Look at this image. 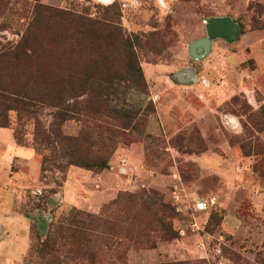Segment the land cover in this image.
<instances>
[{
	"label": "rangeland",
	"instance_id": "1",
	"mask_svg": "<svg viewBox=\"0 0 264 264\" xmlns=\"http://www.w3.org/2000/svg\"><path fill=\"white\" fill-rule=\"evenodd\" d=\"M52 10L75 13L90 25L73 31ZM223 16L238 23L239 38L214 39L204 57H191L188 45L206 36L205 19ZM24 39L31 58L11 64L10 74L0 78L16 80L39 99L59 88L64 101L58 106L49 99L31 101L32 113L11 110L8 121L0 115V125L9 122L12 135L19 132L16 144L47 158L40 192L27 190L15 205L29 224L23 264H264V96L252 83L258 69L264 94V0H165L164 5L159 0H0V43L13 47ZM178 73L185 80H178ZM167 79L179 85L167 92L174 108L187 110L193 94L218 111L219 125L202 133L186 111L174 134L148 133L152 96ZM217 87L224 88L221 95ZM56 112L69 116L59 126L64 135H80L71 158L91 163L105 158L103 168L71 164L60 170L68 157L49 150L52 144L41 138L43 130L60 122ZM124 148L141 154L142 171L130 162L133 171L124 173ZM204 151L222 160L236 155L245 178L227 186L216 165L201 171L188 156ZM70 167L107 173L114 191L96 209L61 203L54 193ZM180 187L195 189L203 201L217 197L204 227L207 258L173 256L165 249L180 238V224L190 230L197 208L183 202ZM227 212L241 220L242 229L218 239ZM85 215L90 224L66 227L68 220Z\"/></svg>",
	"mask_w": 264,
	"mask_h": 264
},
{
	"label": "crops",
	"instance_id": "2",
	"mask_svg": "<svg viewBox=\"0 0 264 264\" xmlns=\"http://www.w3.org/2000/svg\"><path fill=\"white\" fill-rule=\"evenodd\" d=\"M159 68L163 70L164 66H159ZM257 70L254 72L255 80L252 83L264 96L259 87ZM163 83L160 89L157 90L158 94L152 96V101H155V112L148 117L146 127L148 133L153 135L174 134L180 129L183 122L181 117L185 115L186 111L192 117L191 122L197 125L202 133H207L208 129L213 127L214 124L219 125L221 116L218 115V111L211 109L208 101L198 102L193 94L188 95V99L192 103L187 110L182 112L181 107L174 108V103L167 92L169 90L178 91L179 85L170 79ZM215 90L219 95L224 92L223 87H217ZM195 92L199 93L198 90H195ZM161 97L162 100L157 101ZM123 151L126 156L120 158V162L125 167L124 173L133 171L134 167L131 166L130 162L136 164L134 169H138V171L144 169L141 154L135 153L129 148H124ZM188 159L196 162L201 171L211 172L213 171L212 166L216 165L218 177L226 182L227 186H233L240 177L245 178L241 176L240 161L237 160L236 155L231 156L228 160H222L214 152L204 151L198 154L193 153L188 156ZM76 168L70 167L68 169V176L61 189L54 193V197L60 198V202L66 205L82 208L89 206L94 209L100 207L110 197V193L114 191L109 176L106 175L107 173H93L78 168L82 170L80 171ZM40 172L41 158L34 149L16 144L12 132L7 127H0V264H23V257L28 246L29 224L28 218L15 210V205L24 201L27 190L33 191L40 188ZM99 184L101 187L96 188ZM180 184L183 185L181 182ZM180 191L183 192L180 193L183 202H195V205L197 204L195 213L191 214V220L188 221L189 223L195 222L197 229L184 230V234L180 235V238L175 242L166 245L165 249L172 252L173 256L178 255L184 258L188 255H198L200 258H207V239H209V235L204 233V227L208 219L209 208L218 203L217 197L211 195L203 201V197H199L195 189L186 192L180 187ZM261 198L263 197L260 194L256 200ZM200 201L204 202L201 208L198 206ZM51 219L53 218L49 217L47 222ZM183 226H185L184 222L178 226V229H185ZM220 227L222 233H220L218 239H222L223 233L235 235L237 231H241L242 222L236 215L227 212L222 217ZM252 239L250 242L253 241ZM217 248L220 249V246L218 245ZM219 249L217 250L220 251ZM217 250L216 255L220 256ZM218 264L224 263L221 260Z\"/></svg>",
	"mask_w": 264,
	"mask_h": 264
},
{
	"label": "trees",
	"instance_id": "3",
	"mask_svg": "<svg viewBox=\"0 0 264 264\" xmlns=\"http://www.w3.org/2000/svg\"><path fill=\"white\" fill-rule=\"evenodd\" d=\"M52 15L56 17H63L66 21L69 23V28L73 31L76 29L84 26V24L90 25V21L88 19H85L83 17H80L79 15L68 12V11H55L52 10ZM27 39H24L21 43L15 45V46H8L7 44H1L0 43V75L2 73L4 74H10L9 67L12 64L13 66L17 62H23L27 61L32 56V51L30 49ZM27 49L29 51H27ZM18 82L14 79H1L0 78V115L4 116L6 118V114L9 113L11 110H17L20 114V116L25 112V115L28 113H32V102L31 101H42L43 99H49L52 101L56 106L60 105L61 102L64 101V96L61 95V92L63 90H60L59 88L56 89H50L48 92V98H40L39 96L34 97V95L29 94V89L23 86L18 87ZM70 91H74L73 88H71ZM63 99V100H62ZM55 101V102H54ZM61 112H56V117H60L59 115H64ZM61 120L58 123H54V126H51L50 129L43 130L41 133V138L45 141H48L50 143L49 150L56 151L59 155V157L67 158L68 160L63 164L59 165L60 170H63L68 165L74 164L79 167L88 168L91 170H94L96 168H103L106 165V159L100 158L98 161L91 163V162H77L73 160L71 157L74 154L76 150V140L80 136L79 134L77 136H67L64 135L60 129V125L69 118V116H62L60 117ZM8 121V119H7ZM9 122H5V124L0 125V127H8ZM57 124V127L56 125ZM39 132V131H38ZM18 131L13 130V137L16 138L18 142L21 141V138L18 136ZM38 134V133H37ZM81 134V133H80ZM51 136L53 137V140L51 139ZM62 143V144H61ZM68 143V144H63ZM47 162L46 155H43L41 158V171L44 170V165ZM94 168V169H93ZM79 213V212H77ZM76 213V215H77ZM91 219L85 215L81 216L79 220H74L73 218L68 220L67 222V228H81L86 224H90ZM68 232L67 230L64 231V233ZM61 233V228L59 227L58 232ZM51 240V237H50Z\"/></svg>",
	"mask_w": 264,
	"mask_h": 264
},
{
	"label": "water",
	"instance_id": "4",
	"mask_svg": "<svg viewBox=\"0 0 264 264\" xmlns=\"http://www.w3.org/2000/svg\"><path fill=\"white\" fill-rule=\"evenodd\" d=\"M206 36L200 37L188 45V54L193 57L200 59L204 57L214 39H222L226 42H234L240 36V26L229 16L223 17H208L205 19ZM186 75H192V71L188 70ZM193 80L195 76H191ZM177 78L180 81L185 80L182 73L177 74ZM201 208L204 202L198 203Z\"/></svg>",
	"mask_w": 264,
	"mask_h": 264
},
{
	"label": "built area",
	"instance_id": "5",
	"mask_svg": "<svg viewBox=\"0 0 264 264\" xmlns=\"http://www.w3.org/2000/svg\"><path fill=\"white\" fill-rule=\"evenodd\" d=\"M123 170H125V167H124V166H123ZM36 191H37L38 193L40 192L39 190H35V192H36ZM173 195H174V197H176V195H177V194H176V189L173 191ZM188 227L190 228V230H195V229H197V227H196V223H195V222H191V223H189V224H188ZM184 232H185L184 229H183V230H182V229L179 230V234H180V235H183Z\"/></svg>",
	"mask_w": 264,
	"mask_h": 264
},
{
	"label": "clouds",
	"instance_id": "6",
	"mask_svg": "<svg viewBox=\"0 0 264 264\" xmlns=\"http://www.w3.org/2000/svg\"><path fill=\"white\" fill-rule=\"evenodd\" d=\"M159 2L164 5L165 4V0H159ZM166 6V5H165Z\"/></svg>",
	"mask_w": 264,
	"mask_h": 264
}]
</instances>
